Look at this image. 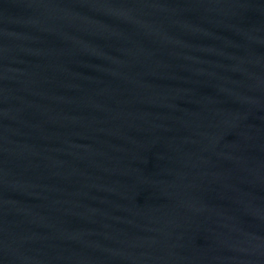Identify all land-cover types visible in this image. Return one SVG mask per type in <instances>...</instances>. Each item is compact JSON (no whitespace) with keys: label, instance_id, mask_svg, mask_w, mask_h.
I'll list each match as a JSON object with an SVG mask.
<instances>
[{"label":"water","instance_id":"1","mask_svg":"<svg viewBox=\"0 0 264 264\" xmlns=\"http://www.w3.org/2000/svg\"><path fill=\"white\" fill-rule=\"evenodd\" d=\"M0 264H264V0H0Z\"/></svg>","mask_w":264,"mask_h":264}]
</instances>
